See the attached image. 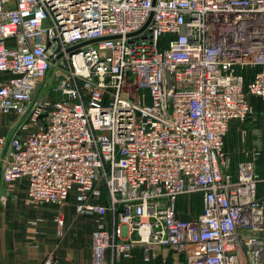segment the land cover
<instances>
[{
    "label": "built area",
    "instance_id": "2783aa9c",
    "mask_svg": "<svg viewBox=\"0 0 264 264\" xmlns=\"http://www.w3.org/2000/svg\"><path fill=\"white\" fill-rule=\"evenodd\" d=\"M250 97L264 99V0H0V183L57 207L59 236L72 195L93 221L89 264L136 247L145 262L262 264V131L234 172L225 148ZM194 194L187 215L178 198Z\"/></svg>",
    "mask_w": 264,
    "mask_h": 264
},
{
    "label": "crops",
    "instance_id": "0c3cea01",
    "mask_svg": "<svg viewBox=\"0 0 264 264\" xmlns=\"http://www.w3.org/2000/svg\"><path fill=\"white\" fill-rule=\"evenodd\" d=\"M8 120L5 119L4 135L8 133ZM68 200L63 208L65 222L59 236L54 220L58 208L36 209L27 204L24 180L10 185L0 183V264H36L48 253H53L59 264H89L93 221L74 212L72 195ZM166 254L164 263L145 262L142 249L136 247L131 258L114 264H184L175 253Z\"/></svg>",
    "mask_w": 264,
    "mask_h": 264
},
{
    "label": "rangeland",
    "instance_id": "374dc122",
    "mask_svg": "<svg viewBox=\"0 0 264 264\" xmlns=\"http://www.w3.org/2000/svg\"><path fill=\"white\" fill-rule=\"evenodd\" d=\"M51 82V78L48 79V84L46 87V90H48L49 85ZM252 102L255 106V112L253 116L245 121H237L231 124L228 133L225 137V146L226 150L231 153L232 155V172L235 171L237 164L241 161L246 160V157L243 154V150L247 149L248 144L251 139V132L253 129L258 128L262 131L263 138H264V99L262 98H253ZM6 118H0V135H4L7 131L6 125ZM242 131H245V135L242 136ZM255 171L259 176V189L262 193H264V151L263 154L260 155V157L255 161ZM181 199L180 210L184 211L187 215H194L199 213L201 209L200 205V196L199 195H190L189 200L190 204L188 206H183V202ZM69 200H67L68 202ZM27 202V201H26ZM28 204V203H27ZM67 204V203H66ZM66 204L63 208H65ZM45 207H54L55 206H49V205H43L40 206L39 209L45 208ZM263 238H264V232H263ZM263 252H264V245H263ZM264 264V261L262 262Z\"/></svg>",
    "mask_w": 264,
    "mask_h": 264
},
{
    "label": "trees",
    "instance_id": "16d2710c",
    "mask_svg": "<svg viewBox=\"0 0 264 264\" xmlns=\"http://www.w3.org/2000/svg\"><path fill=\"white\" fill-rule=\"evenodd\" d=\"M256 71V68H252V67H247V68H245V70L243 71V74H244V77H245V83H247V81H249V79H251V77H252V75H253V73ZM253 98H255V97H250L249 98V100H250V103L252 104V106H253V109H254V112H255V106H254V103L252 102V99ZM225 148H226V146H225ZM263 151H264V138H263V150H262V153L261 154H263ZM232 166V165H231ZM231 172H232V169H231ZM259 183H258V195L259 196H261V195H264V193H262L261 191H260V189H259ZM194 195H196V194H194ZM197 195H199L200 196V205H201V194H197ZM181 199H182V197H179L178 198V208L180 209V205H179V203L181 202ZM182 204H183V206H188L190 203H185L184 202V200H182ZM201 210V209H200ZM200 212V211H199ZM182 217L183 218H185V217H187V215H185V214H182Z\"/></svg>",
    "mask_w": 264,
    "mask_h": 264
}]
</instances>
